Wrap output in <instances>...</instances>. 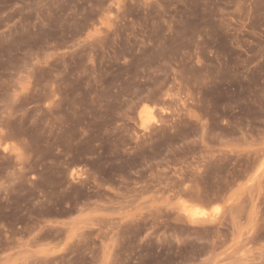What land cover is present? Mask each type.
Wrapping results in <instances>:
<instances>
[{
    "label": "rangeland",
    "instance_id": "374dc122",
    "mask_svg": "<svg viewBox=\"0 0 264 264\" xmlns=\"http://www.w3.org/2000/svg\"><path fill=\"white\" fill-rule=\"evenodd\" d=\"M0 264H264V0H0Z\"/></svg>",
    "mask_w": 264,
    "mask_h": 264
}]
</instances>
